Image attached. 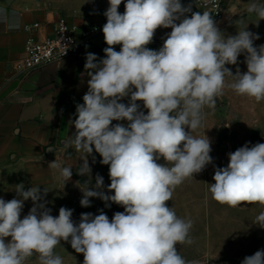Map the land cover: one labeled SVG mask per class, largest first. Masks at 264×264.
<instances>
[{
    "label": "clouds",
    "instance_id": "1",
    "mask_svg": "<svg viewBox=\"0 0 264 264\" xmlns=\"http://www.w3.org/2000/svg\"><path fill=\"white\" fill-rule=\"evenodd\" d=\"M122 2L108 0L104 12V58L86 53L88 90L76 105V118L70 122L75 131L64 144L85 154L77 171L89 177L79 184L81 206H91L95 197L105 207L115 203L124 211L111 219L102 210L82 213L76 223L73 210L66 207L51 215L45 189L15 185V198H0V264H25L34 254L40 264H63L54 254L61 241L83 254V264H199L179 254L178 244L193 242L192 222L179 218L167 202L186 178L213 162L209 138L192 131L201 126L203 109L215 107L226 76L232 78L227 87L238 95L264 100V45L254 46L259 36L246 28L225 36L209 12H193L181 0H127L121 14ZM247 11L264 20V4L253 0ZM159 28L171 32L159 50H152L147 45ZM242 53L247 72L237 68L233 74L226 65H236ZM125 97L127 104L121 102ZM137 101L143 102L146 114ZM93 151L109 166L111 195L103 190L99 174L92 184L88 156ZM228 156L226 167L215 168V182L209 184L212 198L230 207L264 205V143L245 144ZM161 159L164 164L158 163ZM50 166L66 182L71 179V166L55 160ZM29 199L33 207L21 218ZM254 224L264 228V212ZM242 264H264V250L246 256Z\"/></svg>",
    "mask_w": 264,
    "mask_h": 264
},
{
    "label": "rangeland",
    "instance_id": "2",
    "mask_svg": "<svg viewBox=\"0 0 264 264\" xmlns=\"http://www.w3.org/2000/svg\"><path fill=\"white\" fill-rule=\"evenodd\" d=\"M105 0H22L27 7L52 10L58 16L74 19L77 17L87 21L95 22V18L102 15L104 9H97L95 12L86 14L74 12L76 9L90 6L91 9ZM189 1V0H181ZM253 0H221V17L216 25L225 35H236L238 31L246 30L257 34L259 39L254 40V46L264 45V20L254 13L247 11ZM258 4H264V0H255ZM123 9H119L121 11ZM97 22V21H96ZM245 55L238 57L236 65H226L233 74L239 68L241 73L247 72ZM232 82L231 77L225 78L226 87L223 94L216 98L214 108L203 109L201 126L192 131L196 137L205 135L211 142L212 151L210 155L213 162L205 169L194 174V177L186 178L178 185L170 201L176 215L185 221L191 220L192 227L189 231L191 244H178L177 250L186 261H198L199 264H242L246 256L253 255L258 250H264V228L254 224L256 217L264 212V205L259 203L243 204L237 207H230L220 204L212 198L210 185L214 183V171L217 167H226L229 162V153L247 144L249 147L264 143V100L257 102L255 98L246 95H238L233 89L227 87ZM127 104L129 98L121 101ZM140 110H147L143 107L142 101H137ZM122 123L125 126L127 121H113L112 124ZM187 130V129H186ZM69 132L56 142L46 152L44 158L17 161L8 159L4 165H0V198L5 201L16 197L15 185L24 184L25 190L31 186H39L41 192L45 189L47 195L44 197L46 207L51 209V215L58 216L59 209L66 207L73 210L72 219L79 223L82 213L97 215L102 210L111 219L116 212H123L124 208L110 203L105 207V202L99 198H90L91 206L83 207L80 204L82 191L79 184H84L89 177L77 174L79 165L83 163L81 158L85 155L74 149L65 147L64 141L75 131L74 126L69 127ZM93 157L95 158L93 160ZM98 153L88 156L89 165L92 169L91 180L95 183L97 174L103 177L104 191L108 192L110 184L109 166L103 165ZM62 166L72 167V177L65 181L58 170L52 168L53 161ZM158 163L164 164L163 159ZM33 207L29 199L24 202L21 218L26 216ZM6 240H10L6 238ZM54 254L59 255L63 264H83V254L76 253L69 242L61 241L54 249ZM25 264H40L38 255L34 254L25 261Z\"/></svg>",
    "mask_w": 264,
    "mask_h": 264
},
{
    "label": "crops",
    "instance_id": "3",
    "mask_svg": "<svg viewBox=\"0 0 264 264\" xmlns=\"http://www.w3.org/2000/svg\"><path fill=\"white\" fill-rule=\"evenodd\" d=\"M126 2L123 0L118 8L123 9L119 11L121 14ZM108 7L105 0L96 9L86 6L74 12L86 14ZM58 17L52 10L27 7L22 0H0V165L10 158L17 161L44 158L67 135L73 126L70 122L76 118V105L83 103L82 97L88 90V78L84 75L86 53H94L98 59L105 56L103 50L107 45L102 32L88 43L83 56L64 59L18 78L13 66L27 38L24 26L38 21L41 27L35 36L42 39L51 34L52 23ZM99 20L98 16L91 22ZM170 32L171 28L157 29L147 47L159 50ZM114 47L120 51V45Z\"/></svg>",
    "mask_w": 264,
    "mask_h": 264
},
{
    "label": "built area",
    "instance_id": "4",
    "mask_svg": "<svg viewBox=\"0 0 264 264\" xmlns=\"http://www.w3.org/2000/svg\"><path fill=\"white\" fill-rule=\"evenodd\" d=\"M181 3L185 6L191 4L193 12H209L215 22L221 17V0H189ZM104 12L102 11L100 20L96 23L86 20L76 22L74 19L59 16L52 23L51 34L42 39L35 36L41 27L38 21L26 24L24 30L27 38L20 55L14 61L15 75L18 78L24 77L64 59L83 56L92 38L102 33L107 19Z\"/></svg>",
    "mask_w": 264,
    "mask_h": 264
}]
</instances>
